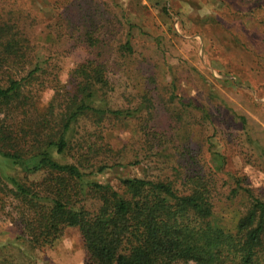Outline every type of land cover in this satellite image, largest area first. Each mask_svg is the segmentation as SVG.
<instances>
[{
  "label": "trees",
  "instance_id": "16d2710c",
  "mask_svg": "<svg viewBox=\"0 0 264 264\" xmlns=\"http://www.w3.org/2000/svg\"><path fill=\"white\" fill-rule=\"evenodd\" d=\"M23 1L29 8L34 3ZM49 2L48 19L42 11L22 15L12 6L19 5L18 0H8L0 16V154L24 172L0 175V203L8 207L6 214H15L11 222L18 229L16 239L42 249L52 246L65 229L77 227L83 264H264V200L243 189L239 179L228 193H218L225 159L215 151L210 161L216 164L200 157L209 144L201 150L182 137L174 141L162 133L159 138L157 129L148 130L143 116L138 141L168 149L177 161L173 177H121L119 187L91 178L119 164L118 157H107L118 149L107 141L105 122L137 118L148 101L132 108L110 107L107 63L94 53L70 69L65 83L54 73L55 87L48 88L51 97L41 107L40 80L47 78L49 57L38 55L43 46L31 29L40 23L47 35L95 47L113 24L122 25L105 2ZM106 10L112 18L105 16ZM129 36L120 41L121 56L133 53ZM83 120L92 122L94 129L89 137H76L75 127ZM71 151L65 162L53 155ZM36 174L41 177L31 179ZM222 199L238 201L243 208L233 210L229 227L216 216Z\"/></svg>",
  "mask_w": 264,
  "mask_h": 264
},
{
  "label": "rangeland",
  "instance_id": "374dc122",
  "mask_svg": "<svg viewBox=\"0 0 264 264\" xmlns=\"http://www.w3.org/2000/svg\"><path fill=\"white\" fill-rule=\"evenodd\" d=\"M7 1H0V16L1 10L6 11ZM18 1L19 5L12 6L22 15L35 16L42 11L43 15L39 14L43 18L52 17L49 0H33L31 8ZM90 1L94 2L88 0L87 6ZM95 2L112 6L122 23L113 24L103 43L95 47L71 45L64 37L47 35L40 23L31 29L43 46L38 55L49 57L47 78L40 80L44 91L41 107L51 97L52 90L48 88L55 87L56 82L51 80L54 73L65 83L70 69L94 53L107 63L112 89L107 95L110 107L132 108L142 100L148 101L146 111L137 118L123 123L105 122L107 141L118 149L107 157H118L119 164L94 172L91 178L119 187L121 177H173L172 167L177 161L169 156L168 149L157 147L155 141L152 146L138 141L144 116L148 118V130L157 129L159 138L164 137L162 133L171 135L174 141L182 137V141L201 150L209 144L208 151L200 157L212 165L217 163L210 161L212 151L224 156L218 193H228L239 179L243 189H251L264 200V0ZM106 13L113 17L109 10ZM24 29L30 35L29 28ZM127 33L133 53L121 56L118 48ZM47 36L53 39H45ZM75 128L76 137L82 138L89 137L94 126L83 120ZM73 154L53 155L65 162ZM102 158L104 155L99 157ZM23 173L22 168L0 154V175L17 177ZM40 175H31V179ZM2 206L0 203V264L84 263L77 227L65 229L52 246L34 249L25 239H16L18 229L11 222L15 214H6L8 207ZM216 209L219 223L229 227L233 210L243 208L238 201L234 204L222 199L217 201Z\"/></svg>",
  "mask_w": 264,
  "mask_h": 264
}]
</instances>
